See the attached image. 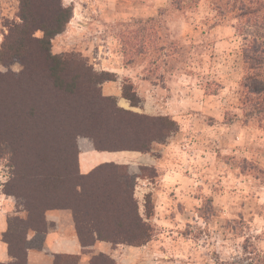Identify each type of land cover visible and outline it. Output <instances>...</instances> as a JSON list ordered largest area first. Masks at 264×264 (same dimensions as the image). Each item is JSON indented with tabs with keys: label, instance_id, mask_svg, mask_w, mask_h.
<instances>
[{
	"label": "rangeland",
	"instance_id": "rangeland-1",
	"mask_svg": "<svg viewBox=\"0 0 264 264\" xmlns=\"http://www.w3.org/2000/svg\"><path fill=\"white\" fill-rule=\"evenodd\" d=\"M214 3L63 0L73 7L72 18L52 39L51 53L82 60L100 78L110 79L96 85L103 96L112 95L117 107L171 121L146 153L157 166H138L146 159L126 166L135 177L141 215L144 196L152 195L153 237L133 254L124 249L106 254L116 264H264V130L254 120L246 122V108L239 102L242 35L250 38L255 30L241 31L233 15L218 20ZM17 13V0H0V46L11 25L19 22ZM216 23L220 27H213ZM20 70L17 62L0 64V74ZM129 84L139 97L136 106L123 97L122 88ZM5 91L0 84V92ZM169 92L183 98L174 103L177 108L166 104ZM89 141L78 136V151ZM11 164L0 159L2 192L16 174ZM15 180L17 193L39 196ZM10 197L15 215L25 218L22 197ZM45 225L47 230L51 226ZM24 233L26 248H40L43 234L26 233L19 225L7 239L23 249ZM97 254L84 251L76 261L89 264Z\"/></svg>",
	"mask_w": 264,
	"mask_h": 264
},
{
	"label": "trees",
	"instance_id": "trees-1",
	"mask_svg": "<svg viewBox=\"0 0 264 264\" xmlns=\"http://www.w3.org/2000/svg\"><path fill=\"white\" fill-rule=\"evenodd\" d=\"M17 1L19 22L11 25L0 46L1 65L17 62L21 66L16 74H0V84L6 89L0 92V159H8L16 169L3 194L22 197L26 217L15 215L7 220L2 235L11 257L7 264H26L27 231L45 233V213L50 210H70L82 247L88 248L96 240L113 247L146 245L153 237L152 195L144 196L141 215L134 195L135 177L126 166L103 163L81 174L76 138H88L97 151L146 154L163 138L162 128L171 121L117 107L96 85L110 79L100 78L102 74L82 60L51 53V41L65 31L72 6H64L63 0ZM172 4L178 8V3ZM213 10L218 20L233 15L241 31L255 30L250 38L242 35L239 102L247 110L246 122L254 120L264 130V0H215ZM129 86L122 88L123 97L136 106L139 97ZM48 112L52 113L48 119H38ZM16 177L20 187L30 185L39 196L33 199V193H17L13 189ZM18 225L27 233L22 238L23 249L7 239ZM79 256L55 255L52 264H78ZM89 264L116 263L98 253Z\"/></svg>",
	"mask_w": 264,
	"mask_h": 264
},
{
	"label": "crops",
	"instance_id": "crops-1",
	"mask_svg": "<svg viewBox=\"0 0 264 264\" xmlns=\"http://www.w3.org/2000/svg\"><path fill=\"white\" fill-rule=\"evenodd\" d=\"M220 27L216 23L213 27ZM235 28V27H234ZM146 82V81H144ZM182 90L181 87L179 88ZM174 91L170 88L169 91ZM170 93V92H169ZM172 96L166 99V104L168 106L175 105L178 102H182L183 98L175 96V94L170 93ZM109 95V94H108ZM112 96V95H109ZM175 103V104H174ZM161 106V105H160ZM177 108V105H175ZM84 149L79 150L78 155V166L81 174H87L96 166L103 163H115L118 165L127 166L132 164L135 160L147 161L143 163L145 167H155L157 162L150 154H146V158L142 153L134 151H120V152H108V151H97L94 149L91 141L84 144ZM0 184L2 180L0 177ZM15 201L12 197L3 194L0 186V261L9 262L11 257L9 256L7 245L2 241V235L7 230V220L15 216L16 214ZM51 213V214H49ZM45 215L46 222L49 226L48 230L43 233V239L40 248L36 250L27 248L26 264H52L55 255H81L84 250H89L94 253L110 254L111 252L121 251L127 254H133L137 251L145 248L146 245L141 247H132L126 245L112 246L108 242L96 240L95 243L88 247H82L78 240L72 214L70 210L60 209L53 210ZM28 241V239H26Z\"/></svg>",
	"mask_w": 264,
	"mask_h": 264
}]
</instances>
